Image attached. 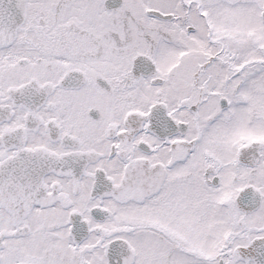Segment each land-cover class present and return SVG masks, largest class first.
Wrapping results in <instances>:
<instances>
[{
    "label": "snow or ice",
    "instance_id": "obj_1",
    "mask_svg": "<svg viewBox=\"0 0 264 264\" xmlns=\"http://www.w3.org/2000/svg\"><path fill=\"white\" fill-rule=\"evenodd\" d=\"M0 264H264V0H0Z\"/></svg>",
    "mask_w": 264,
    "mask_h": 264
}]
</instances>
